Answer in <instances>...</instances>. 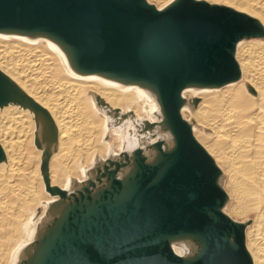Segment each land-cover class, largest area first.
Segmentation results:
<instances>
[{"label":"bare ground","instance_id":"6f19581e","mask_svg":"<svg viewBox=\"0 0 264 264\" xmlns=\"http://www.w3.org/2000/svg\"><path fill=\"white\" fill-rule=\"evenodd\" d=\"M143 1L161 11L179 0ZM192 1L250 26L234 43L237 77L186 84L179 114L218 169L220 211L249 264H264V0ZM175 146L152 83L78 66L49 31L0 29V264H44L70 222L127 199ZM167 240L184 261L204 250L196 234Z\"/></svg>","mask_w":264,"mask_h":264},{"label":"water","instance_id":"95a60500","mask_svg":"<svg viewBox=\"0 0 264 264\" xmlns=\"http://www.w3.org/2000/svg\"><path fill=\"white\" fill-rule=\"evenodd\" d=\"M249 27L192 0L161 11L143 0H0V29L49 31L78 66L152 83L176 141L160 167L143 166L127 199L70 222L44 264H249L241 228L220 211L218 169L179 114L186 84L237 77L232 51ZM179 234L202 238L198 258L172 252L167 239Z\"/></svg>","mask_w":264,"mask_h":264},{"label":"rangeland","instance_id":"374dc122","mask_svg":"<svg viewBox=\"0 0 264 264\" xmlns=\"http://www.w3.org/2000/svg\"><path fill=\"white\" fill-rule=\"evenodd\" d=\"M229 206H230V205H229ZM229 206H228V207H229Z\"/></svg>","mask_w":264,"mask_h":264}]
</instances>
